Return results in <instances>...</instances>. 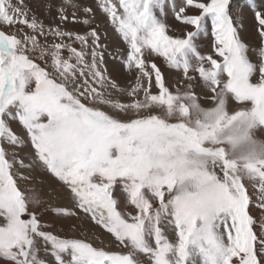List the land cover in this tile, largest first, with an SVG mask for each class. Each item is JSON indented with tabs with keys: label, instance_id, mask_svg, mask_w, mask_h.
I'll return each mask as SVG.
<instances>
[{
	"label": "snow or ice",
	"instance_id": "snow-or-ice-1",
	"mask_svg": "<svg viewBox=\"0 0 264 264\" xmlns=\"http://www.w3.org/2000/svg\"><path fill=\"white\" fill-rule=\"evenodd\" d=\"M166 6L181 37L169 35L156 14L165 15ZM245 8L264 44V0H47L44 19L28 0H0V143L20 153L17 158L0 146V259L7 264H264V162L241 168L223 147L208 146L219 144L215 131L223 115L201 132L183 122L165 124L153 113L139 115L146 100L171 104L175 99L153 59L162 57L182 73L184 90L193 89L192 96L198 81L212 101L223 89L264 125V47L254 62L256 49L241 35ZM97 12L126 45L115 49V71L123 66L133 74L130 87H121L106 67L111 53L102 42L107 32L101 33ZM208 18L204 47L210 43L211 51L205 53L197 37L207 35ZM122 113L129 118L121 120ZM161 135L176 139L161 145ZM188 151L211 157V169L181 168L176 158ZM34 171L59 182L60 199L47 208L51 217L39 207V190L29 192L38 205L30 207L18 186V179L29 178L22 173ZM242 171L256 178L259 218L252 214ZM88 220L111 234L121 250L94 246L99 238L80 231ZM64 221L72 234L55 226Z\"/></svg>",
	"mask_w": 264,
	"mask_h": 264
},
{
	"label": "clouds",
	"instance_id": "clouds-1",
	"mask_svg": "<svg viewBox=\"0 0 264 264\" xmlns=\"http://www.w3.org/2000/svg\"><path fill=\"white\" fill-rule=\"evenodd\" d=\"M192 92L193 89L176 90L173 93L175 99L171 104L146 100V111L155 113L165 124L183 122L187 127L197 132L203 131L205 125L215 127L216 121L223 115L224 119L221 120L220 126L215 131V139L219 141V144H209L208 146L223 147L226 157L236 162L241 168L245 164L264 162V125L252 117L250 110L231 107V99L223 89L217 93L216 100L210 103L202 102L199 93L192 96ZM221 100L224 101L223 107L218 111ZM237 112L241 114L231 120V117ZM175 139V137L161 135L158 143L167 145L170 141L174 142ZM169 156H172L171 152ZM176 159L181 168L188 170H208L212 167L211 157L195 151L182 153ZM242 175L249 183L256 182L255 176L250 175L247 171H242ZM25 199L30 206H38L32 203L29 192H25Z\"/></svg>",
	"mask_w": 264,
	"mask_h": 264
},
{
	"label": "rangeland",
	"instance_id": "rangeland-1",
	"mask_svg": "<svg viewBox=\"0 0 264 264\" xmlns=\"http://www.w3.org/2000/svg\"><path fill=\"white\" fill-rule=\"evenodd\" d=\"M30 7H32L33 11L41 18L44 19L47 16V9H46V3L47 0H28ZM80 4H91L92 0H77ZM71 11V10H70ZM253 14L250 12L248 13V16L245 20V25L243 27V30H241V35L243 37V40L245 43L249 44L250 49H256L255 55L252 56L253 61H256L257 56L259 55V48L264 47V44L259 41L254 33L253 29ZM97 18L98 22L102 23V27L100 29L101 33L107 32V39H103L102 42L106 45H109L108 47V53H111V55H108L106 53V67L109 69V71L113 74V77L117 79L118 83L121 87H130L131 83L134 82V76L132 73L128 72L126 69L123 68V66L120 67L119 72L115 71V64L118 63V61L114 60L115 56V49L117 47L124 49L126 45L119 40L117 35L113 32V30L107 26L106 24H103V17L100 15L99 12H97ZM93 27L96 25L93 24ZM167 33H171L169 35H172L175 37H181L182 33L180 31V25L177 23H173L171 21H167ZM205 29L207 31V35H205L204 32H201L197 40L200 43L202 51L205 53L211 51L210 43L208 47H204V43L208 41V37L210 36L211 31V20L208 18L205 21ZM79 31L83 32L86 29L83 25L79 26ZM188 30H193L191 27L188 28ZM78 47V45H77ZM153 59L159 64V66L163 69L165 75L168 77L167 84L171 91L174 93L177 88H180L183 90L185 88V81L183 78L182 73L179 70L170 69L164 62V59L162 57H153ZM201 86L202 82L198 81V86L194 88V90L200 94V99L204 103H210L214 102L210 99V97L205 96L201 93ZM114 93V96L118 99H120L122 102H129V99L127 96L120 95L118 93H115L114 90H112ZM153 93H158V90L156 88H153L151 90ZM139 99H143V93L140 94ZM243 103V102H235L234 100H231L230 106L234 108H238L237 104ZM105 111H110V109L104 108ZM148 111H142L139 115H148ZM155 114V113H153ZM119 118L121 120H127L129 118L128 114H120ZM10 125L13 129L18 130V123L17 122H11ZM0 146H3L6 148V150L11 154L12 152H16L17 158H19L20 153L19 150L14 148L13 146L8 145L6 142L0 143ZM10 162H11V155L9 156ZM16 165L14 164V169ZM218 174L219 169H217ZM23 175H28V181L25 182L24 180H19L17 177L14 176V179H18V186L20 189L24 192H30L33 189L39 190L41 193V198L43 203L39 207H43L45 209V212L43 213L46 216L51 217L53 214L47 210L49 204H55L59 201L61 193L59 190V182L56 181L53 177H51L46 172L41 171H34L31 174L29 173H22ZM244 183L246 185V188L252 197V208L254 211L252 214L259 218L261 216V211L256 209V204L258 203L257 195H258V185L255 187L253 186L254 183H249L247 179L244 180ZM32 207V206H30ZM33 210H37V208H33ZM27 218V216L23 217ZM3 223V218L0 217V224ZM57 228L64 227L65 231L69 234H72L69 231L70 225L68 221H64L60 224L55 225ZM80 231L87 232L89 236L95 235L99 239H95L93 242L94 245L105 247L106 250H113V251H120L121 249H118L114 246L112 243L114 241V238L111 236V234L107 233L104 229L100 228L98 225H94L90 220L82 223L80 225ZM78 234V233H77ZM101 241H103V244H101ZM0 264H7V262L3 259H0Z\"/></svg>",
	"mask_w": 264,
	"mask_h": 264
},
{
	"label": "crops",
	"instance_id": "crops-1",
	"mask_svg": "<svg viewBox=\"0 0 264 264\" xmlns=\"http://www.w3.org/2000/svg\"><path fill=\"white\" fill-rule=\"evenodd\" d=\"M169 3H170V0H169ZM250 12H251L250 10H248L247 8H245V10H244V17H245V19L243 20V25H245V20L248 19V18H246V17L248 16V13H250ZM251 13H252V12H251ZM156 14H157V16H158L159 18H161V19L163 20V22H164L166 25H167V21H171V22H173V23H177V24H179V22L175 20V18H174V16H173V14H172V12H171L169 6H166V7H165V15L161 16L159 10H157ZM209 19H210V18H209ZM179 25H180V24H179ZM189 27H191V26H189ZM191 28H192V27H191ZM241 30H243V29H241ZM169 34H171V33H169ZM201 34H202V33H201Z\"/></svg>",
	"mask_w": 264,
	"mask_h": 264
},
{
	"label": "bare ground",
	"instance_id": "bare-ground-1",
	"mask_svg": "<svg viewBox=\"0 0 264 264\" xmlns=\"http://www.w3.org/2000/svg\"><path fill=\"white\" fill-rule=\"evenodd\" d=\"M94 241H95V240H94ZM94 241H93V242H94ZM95 242H96V241H95ZM94 246H96V245H94ZM98 247H100V246H98Z\"/></svg>",
	"mask_w": 264,
	"mask_h": 264
}]
</instances>
